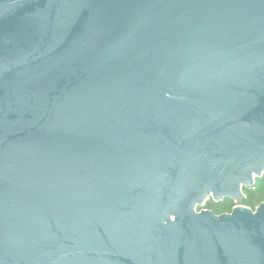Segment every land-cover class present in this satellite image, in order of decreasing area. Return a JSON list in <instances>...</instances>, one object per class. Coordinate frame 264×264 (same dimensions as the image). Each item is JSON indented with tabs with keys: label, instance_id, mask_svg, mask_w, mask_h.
Returning <instances> with one entry per match:
<instances>
[{
	"label": "water",
	"instance_id": "obj_1",
	"mask_svg": "<svg viewBox=\"0 0 264 264\" xmlns=\"http://www.w3.org/2000/svg\"><path fill=\"white\" fill-rule=\"evenodd\" d=\"M263 177L264 0H0V264H264Z\"/></svg>",
	"mask_w": 264,
	"mask_h": 264
},
{
	"label": "trees",
	"instance_id": "obj_2",
	"mask_svg": "<svg viewBox=\"0 0 264 264\" xmlns=\"http://www.w3.org/2000/svg\"><path fill=\"white\" fill-rule=\"evenodd\" d=\"M245 199L242 200L241 205L256 211L262 204H264V177L257 179L255 189H245ZM236 203L232 200H225L216 203L213 200L209 201L208 209L217 216L231 214L236 208Z\"/></svg>",
	"mask_w": 264,
	"mask_h": 264
},
{
	"label": "flooded vegetation",
	"instance_id": "obj_3",
	"mask_svg": "<svg viewBox=\"0 0 264 264\" xmlns=\"http://www.w3.org/2000/svg\"><path fill=\"white\" fill-rule=\"evenodd\" d=\"M18 96V95H17ZM21 108H23V117H24V133L27 134V120H26V101L24 100L23 104L19 101V96L15 97V102L11 104V109L13 111L14 123L17 126L11 135L12 138L17 141L20 139V126H21ZM19 129V130H18ZM25 139V138H24ZM26 142V139L24 140Z\"/></svg>",
	"mask_w": 264,
	"mask_h": 264
},
{
	"label": "rangeland",
	"instance_id": "obj_4",
	"mask_svg": "<svg viewBox=\"0 0 264 264\" xmlns=\"http://www.w3.org/2000/svg\"><path fill=\"white\" fill-rule=\"evenodd\" d=\"M212 200H213V199H211V200H209V201H212ZM209 201H208L205 205L199 207L198 212L209 211L208 206H207L208 203H209ZM234 202H235V201H234ZM241 202H242V201L235 202V203L237 204L236 207H245V206L241 205ZM245 208H247V207H245Z\"/></svg>",
	"mask_w": 264,
	"mask_h": 264
}]
</instances>
